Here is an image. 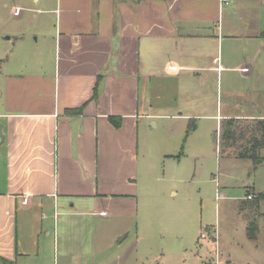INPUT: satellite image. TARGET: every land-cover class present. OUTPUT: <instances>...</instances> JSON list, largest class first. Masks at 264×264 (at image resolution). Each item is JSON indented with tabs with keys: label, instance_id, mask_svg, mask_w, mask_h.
<instances>
[{
	"label": "crops",
	"instance_id": "obj_1",
	"mask_svg": "<svg viewBox=\"0 0 264 264\" xmlns=\"http://www.w3.org/2000/svg\"><path fill=\"white\" fill-rule=\"evenodd\" d=\"M5 13L17 21L0 68V264H32L22 233L45 219L68 264L90 263L137 214L138 180L151 167L139 163L140 125L194 129L210 88L228 92L235 75L257 71L264 0H8ZM171 143L158 151L178 157ZM88 219L96 224L84 237ZM206 236L216 255L213 230Z\"/></svg>",
	"mask_w": 264,
	"mask_h": 264
},
{
	"label": "rangeland",
	"instance_id": "obj_2",
	"mask_svg": "<svg viewBox=\"0 0 264 264\" xmlns=\"http://www.w3.org/2000/svg\"><path fill=\"white\" fill-rule=\"evenodd\" d=\"M5 1L0 0V68L5 67V29L17 21L5 13ZM256 65L250 78H231L228 92L210 88L211 104L195 112L194 129L187 128L189 121L181 125L165 120L166 126L160 121L157 127L144 121L140 125L139 163L143 167L147 161L151 167L138 180L137 214L121 222L126 229L120 235L110 232L96 247L93 261L86 264H264V196L258 201L247 199V193L264 194V148L258 151L261 160L257 164L234 156L222 145L221 124L208 117L217 112L264 117V51ZM187 96L182 97L183 113L191 106L184 105ZM166 139L172 141L171 149L174 142L171 153H180L178 157H165L158 151ZM250 221L255 223L254 237L247 235ZM44 222L40 229L37 221L34 233H22L30 245L23 259L32 264H68V257L61 254L60 242L65 241L59 235V245L54 243V221ZM82 223L84 237L89 236L96 221ZM212 230L216 255L212 238L200 236ZM34 240L38 247L31 243ZM85 247L84 243L77 249Z\"/></svg>",
	"mask_w": 264,
	"mask_h": 264
},
{
	"label": "trees",
	"instance_id": "obj_3",
	"mask_svg": "<svg viewBox=\"0 0 264 264\" xmlns=\"http://www.w3.org/2000/svg\"><path fill=\"white\" fill-rule=\"evenodd\" d=\"M80 110L81 108L77 107L69 108L66 111L68 113H79ZM220 139L224 148L231 149L234 156L252 159L257 164L261 160L258 151L264 148V118L251 121H242L235 118L225 119L220 126ZM248 195L251 194L247 193ZM263 196V193L252 194L251 199L258 201ZM246 230L249 237H254L255 223L250 221Z\"/></svg>",
	"mask_w": 264,
	"mask_h": 264
},
{
	"label": "built area",
	"instance_id": "obj_4",
	"mask_svg": "<svg viewBox=\"0 0 264 264\" xmlns=\"http://www.w3.org/2000/svg\"><path fill=\"white\" fill-rule=\"evenodd\" d=\"M222 1H225L226 2L227 0H222ZM16 11H18V10H16ZM251 197H252V195H248L247 196V198H251ZM204 236H206V235L202 234V237H204Z\"/></svg>",
	"mask_w": 264,
	"mask_h": 264
},
{
	"label": "water",
	"instance_id": "obj_5",
	"mask_svg": "<svg viewBox=\"0 0 264 264\" xmlns=\"http://www.w3.org/2000/svg\"><path fill=\"white\" fill-rule=\"evenodd\" d=\"M3 137V135L1 134V128H0V138H2Z\"/></svg>",
	"mask_w": 264,
	"mask_h": 264
}]
</instances>
